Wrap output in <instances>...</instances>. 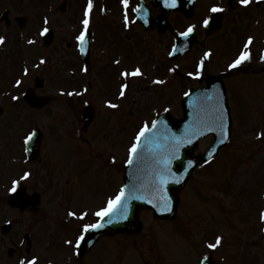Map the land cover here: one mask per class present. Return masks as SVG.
<instances>
[{"label":"rangeland","instance_id":"374dc122","mask_svg":"<svg viewBox=\"0 0 264 264\" xmlns=\"http://www.w3.org/2000/svg\"><path fill=\"white\" fill-rule=\"evenodd\" d=\"M93 7L91 10H89V15L92 16V23L91 25L93 28L98 31V41H101V46L105 47L107 44H111L114 41H121L124 42L120 45V50L123 52L128 59L134 56L135 52L133 51V48H137L138 44L130 43V41L127 37V33L119 34L112 32H109V29L113 30L112 28L113 23L102 21L98 15H100L101 10H106L108 12L110 20H116L121 18V12L124 10V6L120 4V0H92ZM132 0H130V6L128 10V14H132ZM88 0H28V4L25 6H15L13 0H5V2L0 5V12L3 9H9L11 10V15L13 17H17L18 22L12 23L11 26L8 28L0 22V37L4 38V42L0 44L1 47V53H0V97H1V103L3 104V108L5 110L3 118L0 120V134L2 131L7 130V125L12 128L11 132H14L13 129L18 128L19 130L22 128H33V127H40L45 129L46 132L52 131V132H59V128L61 133L70 132L74 127L78 126L77 119L74 117V113L71 108L61 105L59 102L55 101L54 103H51L49 106L44 108L43 110H35L29 108L24 102L18 103L15 105V103H12L8 99L7 96H11L14 94H21L22 88L19 89L12 88V81L15 80L17 77L22 76V70L23 66L26 65L29 69H31V75L33 76V80L38 77L42 78L45 81V86L42 90L37 92L38 94H50L53 95L57 94V89H53L54 87L60 85L59 79L60 76L58 75V67H51L47 68L46 66H42V69L35 70L33 69V63L36 62L38 58L49 56V59L47 60V65H50V60L52 59L54 62V65L56 61H58L60 55H66L67 60L69 62V66L72 67L73 61L72 57V51H67L63 49L64 46L68 45L71 42V39L74 35V29L75 25L80 23V19L82 18V15L85 14L87 10ZM55 9V13L53 14V10ZM44 11V14H47L49 16L50 22L52 23V27L55 30V41L53 44L49 47H38L34 45H27V43H30L32 39L30 35H28L29 31H32V28L37 30V20L38 17L42 14ZM47 11H50L49 13ZM2 13V12H1ZM0 13V14H1ZM54 15V16H53ZM85 17V16H84ZM170 20L176 28L181 27L180 26V16L172 15L170 17ZM106 23V24H105ZM109 28H107V26ZM120 25H118L119 27ZM117 27V26H116ZM117 29V28H115ZM118 30V29H117ZM73 33V35L71 34ZM109 35L108 37L104 38L105 36ZM72 35V36H71ZM130 38H133L134 35L131 33L129 34ZM120 38V39H118ZM132 40V39H131ZM223 40V39H222ZM100 46V45H99ZM168 48V44H166V49ZM59 49H63L60 53L58 51ZM151 50V54L154 56H158L154 45H149L147 48V51ZM130 51V52H129ZM164 51L165 48H164ZM137 53V52H136ZM146 54V52L144 53ZM61 55V56H62ZM99 57L94 54V59L97 60L96 66H94V78L96 79L99 76L100 70V61L96 58ZM160 58V57H159ZM258 55H256V61H257ZM21 59V61H20ZM183 60H187V58L180 59L178 62H175V68L179 70L181 73L182 68H185V63ZM18 61L19 65H18ZM258 62V61H257ZM151 71V69H150ZM256 71V70H255ZM53 72V76L51 77V73ZM99 72V73H98ZM152 72V71H151ZM260 72V71H256ZM256 80H260L261 75L257 74ZM252 78V77H251ZM253 79V78H252ZM6 81V82H5ZM233 81V80H232ZM144 81L141 79V83ZM71 84V83H70ZM69 84V85H70ZM145 85V84H144ZM183 86V80L179 77L174 76L172 80V84L169 87V90H173L174 95L177 94L178 89H182ZM111 87V86H110ZM110 90V88H109ZM99 87L95 84L93 89V94L95 95L98 93ZM52 92V93H51ZM152 92V91H151ZM235 95V94H234ZM236 96V95H235ZM104 98V97H103ZM127 100L125 105V117H124V130H125V141L131 138L130 135L131 129L133 125L137 124V118L134 113L130 114V111H132L133 108L135 112H137L140 109L139 105H146L147 103H151V107L160 109L165 108L166 110H170V112L173 115L180 114V108L178 107L177 100L175 99V96L172 101L165 102V98H157L153 97L151 95L147 96L146 91H143L141 93H137V96L134 100ZM156 102L157 105L155 104ZM84 104V102H81V106ZM243 105L244 107H247L249 111L252 110V104L253 102H246V103H238L237 105L241 109L240 105ZM100 109L104 108L103 102L99 104ZM243 110V108H242ZM244 111V110H243ZM141 119L145 117L144 112H140ZM244 116V115H243ZM150 119V118H149ZM254 120V116L249 114V116L243 117V122ZM59 127V128H58ZM244 126L238 125L237 129L235 131L234 140L232 145L222 154L220 157V161L223 162V165H227V171L231 167V163L235 165V169L237 173L239 172L240 165L242 166V171L239 172L238 178L234 176V174H230L227 178L225 177L226 174L221 175L218 179V181L222 178H226V186L225 189L224 186L220 183L219 186L216 184L212 185V189H208L206 187L207 179L205 177V173L201 172L198 173L196 176L195 183L198 185H201L202 189H204L208 193L209 202L205 204L203 201V195L201 196V203H204L203 205L206 206L204 209L209 212V214L203 216L202 219V227L205 230L209 229V227L213 223H217L221 228L231 227L230 231L233 234V236L236 237L239 236V233L237 231L238 228H241L242 226H245L246 223H250L251 225V216H254L255 210L258 211L260 208L261 203V193L260 191L264 190V180L261 178H258V172L261 170L259 169V166L256 164L255 168L259 169L256 170L255 168L252 170L256 173V177L252 176L249 177L248 171L253 167V164L255 161L260 160V152L264 148V143L259 144L257 140L255 139V133L256 128L250 127L248 132L244 131ZM130 129V130H129ZM18 130V131H19ZM118 137V134H117ZM60 138H57L56 143L54 144V147L59 145L57 141H60ZM1 144V143H0ZM205 143H202L199 150H203L206 146H204ZM60 146V145H59ZM59 149H61L59 147ZM2 150L0 151V175L2 173L3 176H5L8 173V169L6 171V165L5 161L2 157ZM126 154V152H125ZM83 156V158L81 157ZM72 157H67V160L69 161V165H72L75 168V173L77 175H80V171H83V175L81 177L82 182L78 184V189L71 190L72 197L75 199H81L86 200L85 201V207L94 205L95 200L92 199L94 196L108 193V189H111L119 182V162H113L114 163V173L115 178L114 182L112 184H106L108 181V177L106 175V170L104 167H98L95 166L93 163L88 161L87 153L86 152H75L71 154ZM127 156V155H125ZM253 161L249 164V161ZM218 165V164H217ZM217 165H215L217 167ZM36 166H33V169ZM264 167V163L262 165V168ZM38 168V167H37ZM43 167L39 166L38 170L40 171V176L42 177V171L40 170ZM226 167L223 168V170ZM16 168L14 167L13 170ZM218 172V170H217ZM218 176L216 177L215 181L217 180ZM221 179V180H222ZM211 180V177L209 178V181ZM228 183V184H227ZM35 186H37V182H33ZM235 188L237 190V196L234 192L231 190ZM114 189V188H113ZM217 191V192H216ZM215 194L221 196L225 200V206L229 205V211H227L226 219L220 218V212H217L215 210V207L217 206L218 199L215 197ZM220 202V201H219ZM3 198L0 197V209L2 210V214L4 216L7 215L8 211L3 206ZM221 204V203H220ZM203 205L201 204L200 207L197 210H200ZM198 206V205H197ZM196 209H193L190 211L189 214H187V211L183 213L182 216L189 215L190 218L195 219L196 214L198 212H195ZM250 212H252L250 214ZM38 214H29V222L32 220V218H37ZM212 216V217H211ZM208 218H212L211 221H208ZM257 219V217H256ZM195 221L194 223H196ZM40 220L34 227H31V229H34L33 232L37 234V228L40 226ZM193 223V224H194ZM193 224H191V229H193ZM221 224H224L222 226ZM15 226L18 228V226L15 224ZM263 227H264V221H263ZM30 230V229H29ZM251 234L255 235L257 233L249 231ZM249 238L252 240L251 235L248 234ZM206 238V235H205ZM140 245L138 246L141 249H148L151 248V245L155 243V240H152L151 232L149 230L144 231L140 236ZM187 239V238H186ZM44 244L46 246V252L47 254L51 256H57L61 255V251L59 249V246L52 240V237L49 234H46L43 238ZM117 240H120L119 238ZM193 238L191 239L192 242ZM130 240H126V243H128ZM190 242V244H191ZM166 246L169 243V240L165 241ZM131 244V243H130ZM260 248L262 249L264 253V241L262 242V245H260ZM240 253L243 256V260H247L251 257H258V255L249 248H245L244 246L240 247ZM102 257V254L99 256V259ZM183 259H180V253H175L174 258L172 256L171 264H181L183 262ZM257 260L250 261V264H256Z\"/></svg>","mask_w":264,"mask_h":264},{"label":"snow or ice","instance_id":"6c2138e0","mask_svg":"<svg viewBox=\"0 0 264 264\" xmlns=\"http://www.w3.org/2000/svg\"><path fill=\"white\" fill-rule=\"evenodd\" d=\"M124 6V18L125 22H128V10L130 6V0H121ZM251 0H239V3L243 6L249 5ZM178 3V0H164V4L168 7H175ZM93 7L92 0H88L87 10L85 12V18L82 21L83 24V31L77 37V40L81 43V45L87 42V32L89 29V11ZM133 11L137 13H144L142 17L144 23H147V13L144 8L143 4H139L133 9ZM210 11L212 13L223 12L225 11L224 8L214 5L211 7ZM47 23V20L45 21ZM204 25L207 26L209 24V19H205L203 21ZM195 25H190L186 31L180 32L179 36L187 38L190 33L193 32ZM48 28L45 27L42 30L43 33H47ZM4 42V38L0 37V44ZM30 43H34V41H30ZM253 43V38L249 37L246 44L244 45V50L240 52V54L228 65L229 69H235L239 66L243 65L245 62H248L252 58V54L249 50V46ZM85 49L81 47V51ZM176 51H184L183 48H179L178 46H174L173 52L170 53L174 54ZM211 51L209 50L204 54L205 58L211 56ZM264 59V57H261ZM44 62V61H41ZM119 63V61H117ZM205 61L201 59L198 66L197 71L195 73H188L189 76H195L199 78L202 75L204 69ZM87 71V69H84ZM174 71V69H172ZM124 77L128 76H137L142 75V71L139 67L135 68L131 73L128 71H124L122 73ZM19 84L20 81H17ZM154 83L163 84L165 81L163 80H156ZM129 85L127 83L121 85V92L120 96L123 97L125 95V89H127ZM86 91V90H85ZM69 95H73L74 93H68ZM80 95V93H76ZM186 96L191 95L190 92L185 93ZM14 99H16L14 97ZM108 106L112 108L118 107L116 104H112L110 101L108 102ZM193 120L186 124L184 130L179 135L175 132H172L170 128H168L166 121L164 120H153L151 122V127H149L148 122L144 123V126L140 129L135 137V142L131 145L129 149V156L127 159L128 165H134L135 163L141 162L144 157L145 151H149L154 153V158L156 160V168L153 174L152 183L150 185L152 191L163 195L160 196V203L162 205V211H171V201L170 198L166 195V185L170 179H174L175 182H181L184 177L183 175L177 176L171 167L172 161L177 159L180 155L181 149L186 144H191L195 138L204 135L205 131H221L225 130V117L227 115V109L224 106V93L221 91L219 86L212 88L210 90H205L199 98L193 101ZM210 109L209 114L206 116L205 112ZM215 125V127H213ZM36 135L35 132L29 134L26 137V142L32 141L33 137ZM261 135H264L262 133ZM223 142V141H221ZM209 156L212 155L210 151L208 153ZM114 159V158H113ZM193 161L189 160L187 162L188 166L193 165ZM29 174L25 173V177ZM18 182H14V186L10 189L12 192H16L15 185ZM141 189L136 186L135 183L131 185H124L117 195L114 198H110L107 201L106 206L100 208L95 215L99 218L97 223L93 224H85L82 228V234L77 238V244L80 241L85 239L83 233L88 232L92 229H99L105 226V224H111L114 221H122L127 220L129 217L130 212V202L133 199H144L143 195H138L137 193L140 192ZM151 203V201H149ZM70 216H76V213L70 212ZM86 215V213L81 215V218ZM108 218L105 220V218ZM264 218V216H262ZM222 237H217L215 243L209 244L208 247L215 249L217 248L221 242ZM71 243V242H69ZM207 257H204L202 264H205L207 261ZM21 264H25L24 261H21ZM27 264H36V259L33 258L32 260L28 261Z\"/></svg>","mask_w":264,"mask_h":264},{"label":"water","instance_id":"95a60500","mask_svg":"<svg viewBox=\"0 0 264 264\" xmlns=\"http://www.w3.org/2000/svg\"><path fill=\"white\" fill-rule=\"evenodd\" d=\"M170 9V7L167 6V10ZM212 89V88H210ZM209 89V90H210ZM193 113H194V109H189V102H188V108L186 110V117L185 119H183L182 121H180L179 123L173 124L171 121L167 122V126L168 128L171 129L172 132L177 133L178 135L180 133H182V128L184 129L186 124H189L192 120H193ZM191 152H192V146L187 147L186 149H184L183 154H182V160L175 162L173 169L176 172H179L182 168H183V162L185 160L190 159L191 157ZM154 157V155H153ZM128 179V177H127ZM135 180V178H134ZM134 180L132 178H130L129 181V185L134 183ZM136 182V186L138 187V182L135 180ZM174 184H170L168 186V190H170L172 188ZM142 200L140 199H134V201L130 202V212H129V222L124 221V223H122L123 229L128 228L131 223L133 222L138 210L140 209V206H144V204L141 203ZM131 222V223H130ZM130 223V224H129Z\"/></svg>","mask_w":264,"mask_h":264}]
</instances>
